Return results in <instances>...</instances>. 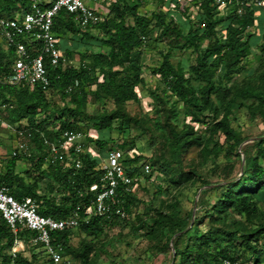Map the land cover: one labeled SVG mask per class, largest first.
I'll list each match as a JSON object with an SVG mask.
<instances>
[{"label":"trees","instance_id":"16d2710c","mask_svg":"<svg viewBox=\"0 0 264 264\" xmlns=\"http://www.w3.org/2000/svg\"><path fill=\"white\" fill-rule=\"evenodd\" d=\"M42 8L49 7L55 0H38ZM142 0H116L111 4L103 21L95 27L87 30L80 29L73 21V16L65 10L55 18L53 30L60 39V48L69 62L71 51L62 40L65 31L83 32V36L89 40H96L91 34L99 30L101 32L100 46L106 49L103 53H92L88 61L75 67L68 64L63 67H51L46 62L48 76L51 81L49 93L40 87L29 89L20 85L14 86L8 83L11 75V66L14 58V49L7 47L6 52L0 50V109L5 106L7 111L13 110L18 122L25 121L19 129H30L32 139L29 140L30 156L12 157L5 163L4 169H0V185L9 188L10 194L17 200L25 197L33 198L38 204V213L44 217L55 220H66L79 208L81 217H89L88 223L81 224L77 229H67L64 232L54 234V242H60L65 246L64 256L74 257L80 264H95L92 257L95 245L91 242L83 243L78 249L71 247V241L75 231H80L87 237L96 238L102 235L106 229H112L120 224L136 223L137 215L132 212L134 190L126 192L124 187L118 190L120 207L126 214V218L114 217L106 219L94 215L91 211L96 194L102 190L101 159L113 150H106L108 141L102 139L104 133L111 129V124L116 120L115 115L103 114L98 117L87 115V103L89 96L95 99H108L116 106L138 101L136 88L144 85L142 75V58L152 40L150 32L171 36L175 42L181 41L184 47L192 49L193 61H189L188 68L181 64L174 65L171 61L172 53L168 52L163 58L162 64L153 69V74L159 76L170 94L185 105L193 122L203 123L201 117L208 111L217 108V101L234 104L236 100L257 102L264 108V87L257 89L250 86L229 87L228 85L237 76L247 70L246 61L251 54L253 34L256 29L255 11L247 6L248 0H242L241 14L238 6L231 3L227 7V14L221 17V7L217 0H200L199 27L196 29L189 24L185 26L176 21V13L189 18V1L178 0L175 5L165 3L162 10L155 15L154 26L144 17L138 15V7ZM32 0H0V19H15L19 15L30 12ZM129 20L132 23H129ZM226 25L225 34L219 36L217 28ZM250 30V31H249ZM143 38L145 40H143ZM264 49V36L262 39ZM30 53L36 56L40 53L39 47L31 49ZM71 88V91L68 89ZM88 89V92L86 91ZM57 96L66 104L52 110L51 96ZM229 97L231 98L229 101ZM11 112V113H12ZM5 122L6 117L1 115ZM86 122L88 124H86ZM8 123V122H7ZM11 125V124H10ZM220 131L233 144V150L237 153L242 142L239 134L230 124L227 116L215 124ZM92 130L102 138H95L89 131ZM65 131H79L86 134L87 143L101 152V159H93L89 155H82L81 169L65 168L64 163L46 166L48 150L44 144V138L55 141ZM193 132L188 129L183 132H175L172 137V157L178 160L188 144L196 142L192 139ZM264 139V138H263ZM260 143V142H259ZM264 143V140H261ZM241 154L245 155L242 175L235 185L227 183L225 191L214 205L206 212V217L225 220L231 211L244 216V222H253L257 213V202L264 196V167L259 159L264 161V149L259 152V157H253L242 148ZM141 156L126 159L128 174L134 179L145 175L141 167H138ZM26 165L23 171H18V165ZM145 163V162H144ZM143 163V164H144ZM206 188L201 196L211 191L213 185L194 173ZM92 185H98L99 191L90 192ZM243 221H235L231 230L213 235L206 233L198 239L199 247H186L179 250L177 240L184 238L191 231L189 217L182 218L179 203L172 206V212L158 213L152 218V230H169L170 238L179 236L172 241L175 248L176 260L174 264H221L225 259L234 260L228 249L218 251L212 249L211 244L221 247L222 242L234 246L237 236L240 235L245 251L251 252L247 262L251 264H264V223L255 229L248 228ZM143 222L140 220L139 224ZM201 224V223H200ZM197 225L194 226L196 228ZM188 231V232H187ZM187 232V233H186ZM186 233V234H185ZM26 237L31 241L34 234L27 230H21L20 238ZM14 235L0 214V245L1 249H9L14 244ZM40 249V247H35ZM168 246L160 248L164 253ZM41 250V249H40ZM42 253L44 251L42 250ZM45 254V253H44ZM46 256V255H45ZM2 264H35L34 259L28 260L21 253L15 258L3 256ZM47 258V257H46ZM48 259V258H47ZM191 262V263H190ZM49 264H53L48 259Z\"/></svg>","mask_w":264,"mask_h":264},{"label":"rangeland","instance_id":"374dc122","mask_svg":"<svg viewBox=\"0 0 264 264\" xmlns=\"http://www.w3.org/2000/svg\"><path fill=\"white\" fill-rule=\"evenodd\" d=\"M178 0H142L138 7V15L146 18L154 26L155 15L165 6V3L175 5ZM189 1V18L182 17L176 13V21H180L184 26L189 24L202 30L199 27L200 0ZM247 6L255 11L257 20L256 29L251 30L253 38L251 40V54L246 61L247 70L237 76L229 87L250 86L260 89L264 87V49L262 39L264 36V0H248ZM102 11L103 6H98ZM220 16L225 17L227 8L220 10ZM104 12V11H103ZM129 23H132L129 20ZM226 23L217 28L219 36L225 34ZM154 28L152 29V31ZM150 32L151 44L144 52L142 58V75L144 85L136 88L138 101L125 105L116 106L108 99L97 100L92 95L87 103V115L98 117L103 114L115 115L116 120L111 124V129L104 133V137L96 135L94 131L89 133L95 138H102L108 141L106 150L117 149V146L124 148L121 150L126 159L135 158L136 154L141 156L138 167L145 162L152 163L153 172L151 177L143 175L135 178L132 212L137 215L136 223L130 221L128 224H120L112 229H106L102 235L96 238L85 236L80 231H75L71 247L80 248L83 243L91 242L95 245L92 255L95 264H174L179 263L180 257L176 260L175 248L172 241L183 235L170 238L169 230H152V218H156L159 212L169 214L172 206L179 203L182 218H188L191 231L184 238L177 240L179 250L186 247H199L200 237L206 233L219 235L231 230L235 221H245L244 216L238 215L235 211L229 212L227 218L223 220L206 217V212L221 197L225 191V186L229 182H236L242 175L245 155L241 154L242 148L253 157H259V152L264 149V108L261 109L257 102L252 100H236L235 103H222L217 101V108L206 112L201 119L203 123L193 122L189 111L185 105L176 97L172 96L164 86L162 79L153 74V69L159 67L163 58L168 52L172 53L171 61L174 65L181 64L188 68L189 61H193L192 49L184 47L183 42H175L171 36H162ZM250 31V30H249ZM96 40H89L83 36V32L65 31L62 40L71 51V65L79 67L88 61V57L95 52H107L101 49V32L96 30L91 33ZM0 50L6 52V45L0 36ZM88 92V89L86 90ZM89 93V92H88ZM231 98L229 97L228 101ZM52 110L60 108L66 104L57 96H51ZM13 110H11L12 112ZM3 113L6 121L17 128L25 124V121L18 122L14 112ZM227 116L231 127L239 134L240 145L237 153L233 150L232 142L220 131L216 130L215 124ZM86 124H88L86 122ZM191 129L192 139H198L187 145L178 160L172 157V137L175 132H183ZM260 142V143H259ZM17 144V138L13 131L0 127V169H4L5 163L10 159ZM94 147V146H93ZM95 148V147H94ZM97 153H101L95 148ZM264 167V161L259 159ZM25 165L20 163L18 170L23 171ZM200 175L203 179L218 187H211V191L201 196V192L206 189L202 182L194 176ZM258 200L257 213L253 222H244L246 226L255 229L259 224L264 223V196ZM143 223L139 224V221ZM201 223V224H200ZM197 225L196 228L194 226ZM187 231V232H188ZM186 232V233H187ZM185 233V234H186ZM23 246L18 245L19 253L26 259H34L35 264H49L48 259L42 250L36 249L26 237H22ZM1 249L0 264L3 256H12V248ZM168 246L164 252L160 248ZM212 249L218 251L226 248L234 256V260L240 264H251L247 258L251 252L245 251L240 235L234 242H222L221 247L211 244ZM264 260V259H262ZM70 264H80L74 257H69ZM191 263V262H190ZM200 264H204L200 262Z\"/></svg>","mask_w":264,"mask_h":264},{"label":"built area","instance_id":"2783aa9c","mask_svg":"<svg viewBox=\"0 0 264 264\" xmlns=\"http://www.w3.org/2000/svg\"><path fill=\"white\" fill-rule=\"evenodd\" d=\"M116 0H55L49 7L42 8L41 2L32 0L30 12L19 15L15 19H0V36L7 47L14 49V58L11 66V75L8 83L14 86L20 85L34 89L40 87L49 93L51 81L48 76L46 62L51 67L65 68L69 62L60 48V39L54 32V21L59 13L65 10L73 16L74 23L82 30L95 27L103 21L105 10H108ZM221 9L229 4L238 6V13L242 12V0H217ZM143 40H145L143 38ZM39 47L40 53L33 56L30 50ZM71 91V88L68 89ZM1 110L6 111L3 106ZM5 127L14 132L17 144L12 152V157L30 156L29 140L32 139L30 129L13 128L5 122L0 115V127ZM44 144L48 150L46 157L47 165L64 163L65 168L81 169L80 156L89 155L93 159H101V153L87 143V135L79 131H65L55 141H49L42 135ZM134 154H137L133 151ZM125 155L120 150H113L101 159V184L100 192L98 185H92L90 192H98L92 203L91 211L98 217L112 219L126 218V214L120 207L118 190L124 187L126 192L133 191L134 179L128 174L125 165ZM24 164V163H23ZM25 165V164H24ZM145 175H149L152 168L149 164L141 165ZM0 214L14 235L12 257L15 258L20 252L18 245L23 246L20 238L21 230H27L34 234L31 243L40 247L46 257L53 264H70L64 256L65 246L60 242H54V234L67 229H77L81 224L88 223L89 217H81L79 208L66 220H55L44 217L38 213V204L31 197L17 200L10 194L8 187L0 185ZM221 264H240L232 259H225Z\"/></svg>","mask_w":264,"mask_h":264},{"label":"crops","instance_id":"0c3cea01","mask_svg":"<svg viewBox=\"0 0 264 264\" xmlns=\"http://www.w3.org/2000/svg\"><path fill=\"white\" fill-rule=\"evenodd\" d=\"M25 167H26V165H25ZM19 171V170H18Z\"/></svg>","mask_w":264,"mask_h":264}]
</instances>
